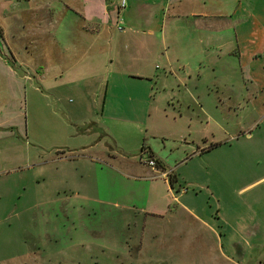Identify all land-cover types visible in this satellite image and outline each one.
Instances as JSON below:
<instances>
[{"label":"crops","instance_id":"0c3cea01","mask_svg":"<svg viewBox=\"0 0 264 264\" xmlns=\"http://www.w3.org/2000/svg\"><path fill=\"white\" fill-rule=\"evenodd\" d=\"M256 1L260 2V0H125V5L120 7V0H38L34 6L28 7L31 11L30 18L24 16L20 21L17 19L15 30L12 31L14 34L12 37H19L21 47L17 48L15 46L18 45L6 41L5 50H0V116L3 107L4 110L6 107L8 110L4 111V114L7 112L22 114L19 109L31 77L42 83L44 89H52L53 97L57 99L61 95L60 87L63 82H68L69 88L76 90L74 94L79 100L73 112H70L71 115L68 111L65 112L72 125L66 122L67 119L63 120L55 109L51 114L58 117L60 128L75 127L72 136L85 137V140L76 143L67 151H57L56 155L47 161L43 152L37 151L32 154L27 148L29 162L27 167L34 168L36 172H33L31 177L21 175V178L24 177L31 185L23 187L21 184L23 194L31 187V194H37L34 196V204L39 206L43 203L46 177L42 169L46 163L53 165V186H61L62 163H73L72 170H75L76 175L81 177L85 174L87 178H90L88 175L94 163L95 165L104 163L105 168L114 167L112 163L108 165V162L102 160L103 154L112 159L116 157L112 149L106 148L108 152L105 153L96 150L98 144L103 141V136L111 135L109 127L104 125L105 129L101 132L97 121L79 115L83 109L85 110L86 99L94 83L97 84V89L103 90L104 93L102 111L107 105V98L113 112L118 106L117 102L123 103L121 98L124 95H132L135 106L141 102L139 100L146 103L141 117L127 119L126 125L134 126L138 132L151 130V134L155 136L157 118H154L152 126L149 125V121L151 115H157L159 112V107L153 99L154 84L158 81L159 75L148 62L156 55L157 46H165L166 50L173 52L175 61L183 56L181 67L185 75L181 78V83L190 94H194V91L188 89L189 83H202L206 88L203 95L198 93L197 96L190 97L192 110H196L197 114L187 117L189 122L197 120L198 123H211L212 116L219 111L221 95L226 101L227 110L236 112L249 109L263 116L264 22L256 14L261 6L257 7V12L252 8V3ZM261 1L264 3V0ZM4 3L10 6L9 0H5ZM262 13L264 14V10ZM2 30L0 27L1 37ZM52 54L53 61L50 60ZM68 55L72 58L67 59ZM165 57L170 65L167 53ZM186 59H191L194 63L190 70H185V65H182ZM170 72L172 73V70ZM210 90L219 95L218 102L212 103ZM205 96L208 97V106L204 101ZM14 109L18 110L13 111ZM176 120L173 115L171 121L163 124V127L169 133H174L179 128ZM1 125L0 143L8 139L9 144H21L23 143L21 139L27 138L23 143H26L24 146L27 147L28 132L25 137L20 126L16 131L13 127L6 131ZM187 130L188 135L189 128ZM93 134H97L94 140H87V137ZM188 136L190 141L183 137L184 143L195 147L189 151L183 149L184 160L193 155L201 157L215 146L211 143L207 148L201 147L203 145L200 144L215 140L206 133ZM160 138L163 148L166 141L176 142L174 139L167 140L162 135ZM175 148L173 152L179 151L178 147ZM149 152L152 158L159 161L157 169L144 164V159L150 155ZM160 152L162 150H155L151 143L147 147L143 146L141 156L145 157L139 156V161L148 170L146 172L135 173L122 169L120 171L118 168L115 170L122 179H129L134 185H141L131 188L130 194L134 197L143 194L145 202L143 207H140L143 212L142 219H127L120 222L122 228L130 229V226H133L136 230H129V234L123 233L116 239L113 236L110 238L105 229L101 232L106 237L105 245L101 246L105 251L106 261L110 258L109 252L111 254L116 252L115 248L108 244L121 240L119 251L122 259L126 260L124 263L143 264L142 242L146 233L150 240L157 241L159 234L157 228L164 224L167 229L166 232L163 230L165 233L163 234L168 236L164 243L172 242L174 236L170 227L177 224L181 227L182 233L186 229V234L181 236L182 242L212 243L214 252L211 255L215 256L213 258L222 259L224 264H253L247 260L254 246L260 247V253L264 251V200L239 205L229 203L225 204L224 208L218 205L216 214H213L212 210L198 205L192 196H188L191 187L183 177L177 175L174 168L167 165V155L163 157V153ZM170 152L172 149H169ZM99 169L103 171L104 166H100ZM168 169L172 172L171 180L160 176L162 170ZM263 179L264 176L255 182ZM141 187L145 191H142ZM122 191L124 193L123 187L120 192ZM123 196L125 195L121 194V198ZM129 210L133 211L132 208ZM154 258L157 259L156 256ZM80 260L81 258L77 257V261ZM162 264L167 262L163 260Z\"/></svg>","mask_w":264,"mask_h":264},{"label":"rangeland","instance_id":"374dc122","mask_svg":"<svg viewBox=\"0 0 264 264\" xmlns=\"http://www.w3.org/2000/svg\"><path fill=\"white\" fill-rule=\"evenodd\" d=\"M4 1L0 0V27L3 29V37L0 35L1 51L5 50L6 41L18 45L15 46L17 48L21 47L19 37H12L14 35L12 31L15 30L17 19L20 21L24 16L30 18L31 11L28 7L38 2V0H31L30 3L9 0L10 6H7ZM259 6L261 9L257 12ZM252 8L264 22L262 13L264 3L261 0L256 1L252 3ZM254 10L252 12L255 13ZM166 49L165 46H157L156 55L148 62L159 75L158 81L154 84L153 95L159 112L157 115H151L149 121V125L152 126L154 118H157L155 136L151 134V130L138 132L134 126L126 125L127 119L141 117L146 103L139 100L141 102L135 106L133 96L124 95L121 98L123 103L117 102L118 106L113 112L107 98V105L102 111L104 93L103 90L97 89V84L94 83L91 85L90 94L88 93L85 110L83 109L79 115L97 121L102 129L101 132L105 129L104 125L109 127L111 135L103 136V141L98 144L96 150L105 153L108 152L106 148L112 149L116 157L112 159L103 154L102 160L108 162V165L112 163L114 167L105 168L104 163L97 165L94 163L88 175L90 178H87L85 174L81 177L76 175L75 170H72L73 163H62L60 173L65 176L62 175L61 186H53V165L46 163L42 169L46 177L45 194L42 196L43 203L39 206L34 204V196L36 197L37 194H31V187L24 194L21 189V184L23 187L31 186L28 180L21 178V175L31 177L33 172H36L34 168L27 167V148L32 154L37 151L43 152L47 161L55 156L57 151H67L76 143L85 140V137L72 136L75 127L60 128L58 117L51 114L55 109L63 120L67 119L66 122L70 124L65 112H73L75 104L79 101L74 94L76 90L70 89L68 82H63L60 87L61 95L57 99L53 97L52 89H44L42 83L31 77L19 109L22 114L16 115L11 112L4 114V111L8 110L7 107L6 110L2 108L3 112L0 116L2 128L8 131L9 127H13L16 131L20 126L23 136L27 137L28 132L29 142L27 147L24 146L26 143L23 144L27 138L21 139L23 142L21 144H9L8 139L0 143V195L2 193L0 264H102V262L125 264L126 260L122 259L119 251L121 240L108 244L113 246L117 253L109 252L110 258L106 261L105 251L101 249V246L105 245L106 237L101 232L105 229L110 234V238L112 236L114 239L120 238L123 233L127 235L129 230H136L133 226H130V229L122 228L121 221L143 218L140 207L144 205V195L134 197L130 194L131 188L141 185H134L132 180L122 179L115 170L118 168L120 171L135 173L148 171L140 163L139 156L145 157L141 156V147H147L149 143L155 150H162L160 153H163V157L167 155V165L174 168L177 175L183 177L189 184L192 190L189 191L188 196H192L193 201L198 205L212 210L213 214H216L218 205L224 208V205L229 203L239 205L264 200V179L255 182L264 176V115H258L249 109L229 111L221 95L219 111L212 116L211 123H198L197 120L189 122L187 117L197 114L196 110H192L190 97H195L198 93L203 95L206 88L202 83H189L188 89L194 91V94H190L181 83V78L185 75L181 67L183 56L175 61L174 53ZM166 53L169 55L170 65L167 63ZM53 58L52 54L50 60L53 61ZM66 58L72 57L68 55ZM183 64L185 70L192 69L194 65L191 59H186ZM210 92L212 103L218 102L219 95L213 90ZM207 99L208 97L205 96L204 101L208 106ZM188 105L190 106L187 107ZM16 110L18 109L13 111ZM173 115L177 119L175 123L179 128L174 133H169L163 124L169 123ZM187 128H189L188 135L206 133L208 137H214L213 142L200 144L203 145L202 148H207L211 143L215 146L201 157L193 155L184 160L183 149L189 151L195 147L184 143L183 137H187V141H190ZM161 135L167 140L174 139L176 142L166 141L163 148ZM96 136L97 134H93L87 137V140H94ZM175 147H178L179 151L173 152ZM169 149H172V152L169 153ZM100 166H104L103 171L99 169ZM251 183L253 184L248 186ZM246 186L248 187L245 188ZM121 187L124 193L120 192ZM140 189L145 191L142 187ZM56 190L60 192L57 193ZM27 193L29 194L26 196ZM121 194L125 196L121 198ZM157 229L159 231L157 241L150 240L147 233L144 237L141 254L143 264H162L163 260L167 264H224L222 259L213 258L215 256L211 255L214 252L212 243L182 242L181 236L186 234V229L182 233L179 225L174 224L170 227L174 236L172 242L164 243L168 237L164 236L163 230L166 232L167 229L164 224ZM82 240L84 243L81 244ZM259 249V246H254L247 260L248 263L264 264V251L260 253ZM155 256L157 259L154 258ZM77 257L81 258L79 262Z\"/></svg>","mask_w":264,"mask_h":264},{"label":"built area","instance_id":"2783aa9c","mask_svg":"<svg viewBox=\"0 0 264 264\" xmlns=\"http://www.w3.org/2000/svg\"><path fill=\"white\" fill-rule=\"evenodd\" d=\"M124 5H125V0H120V7H123ZM144 164H146L148 167H150L152 169L158 168L157 161L152 157L145 158ZM160 174H161L160 176H162L166 179H170L172 172H171V170H162V172Z\"/></svg>","mask_w":264,"mask_h":264},{"label":"trees","instance_id":"16d2710c","mask_svg":"<svg viewBox=\"0 0 264 264\" xmlns=\"http://www.w3.org/2000/svg\"><path fill=\"white\" fill-rule=\"evenodd\" d=\"M143 149V146L141 147V150ZM150 153V152H149ZM148 157H153L152 156V154L150 153V155L148 156ZM157 161V160H156ZM157 163H159V161H157ZM158 165H160V164H158ZM170 180H171V178H170Z\"/></svg>","mask_w":264,"mask_h":264}]
</instances>
